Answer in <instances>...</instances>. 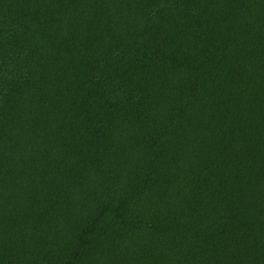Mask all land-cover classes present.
<instances>
[{
	"label": "trees",
	"instance_id": "16d2710c",
	"mask_svg": "<svg viewBox=\"0 0 264 264\" xmlns=\"http://www.w3.org/2000/svg\"><path fill=\"white\" fill-rule=\"evenodd\" d=\"M0 264H264V0H0Z\"/></svg>",
	"mask_w": 264,
	"mask_h": 264
}]
</instances>
